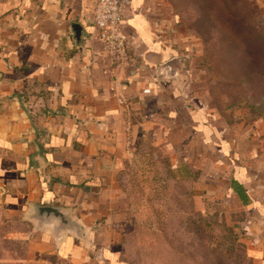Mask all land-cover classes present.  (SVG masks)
Masks as SVG:
<instances>
[{"label": "crops", "instance_id": "crops-1", "mask_svg": "<svg viewBox=\"0 0 264 264\" xmlns=\"http://www.w3.org/2000/svg\"><path fill=\"white\" fill-rule=\"evenodd\" d=\"M253 1L264 20V0ZM93 9L0 0V264H132L121 176L149 151L203 215L232 225L250 264H264L263 123L215 107L179 0L131 1L124 30L143 56L122 66L105 56ZM171 61L173 76L162 70ZM36 204L61 207L80 234L32 218Z\"/></svg>", "mask_w": 264, "mask_h": 264}, {"label": "rangeland", "instance_id": "rangeland-1", "mask_svg": "<svg viewBox=\"0 0 264 264\" xmlns=\"http://www.w3.org/2000/svg\"><path fill=\"white\" fill-rule=\"evenodd\" d=\"M201 38L198 62L215 107L264 125V20L253 0H179ZM264 146V132H263ZM153 152H140L121 176L123 252L132 264H250L239 233L203 215L188 191L165 178ZM0 230V240L4 242ZM0 257L8 254L0 252ZM1 264H15L1 262ZM18 264V263H16Z\"/></svg>", "mask_w": 264, "mask_h": 264}, {"label": "built area", "instance_id": "built-area-1", "mask_svg": "<svg viewBox=\"0 0 264 264\" xmlns=\"http://www.w3.org/2000/svg\"><path fill=\"white\" fill-rule=\"evenodd\" d=\"M132 0H94V26L103 51L110 55L118 66L134 62L139 53L124 30L126 7Z\"/></svg>", "mask_w": 264, "mask_h": 264}, {"label": "water", "instance_id": "water-1", "mask_svg": "<svg viewBox=\"0 0 264 264\" xmlns=\"http://www.w3.org/2000/svg\"><path fill=\"white\" fill-rule=\"evenodd\" d=\"M74 28L79 35L81 32V27L78 24L74 25ZM174 61H171L164 65L162 68L163 72L167 75H175L171 67ZM32 218L38 220L39 222H55V231H70L75 230L80 234V226L74 221L71 215L62 210L61 207L49 205V204H36L31 211Z\"/></svg>", "mask_w": 264, "mask_h": 264}]
</instances>
